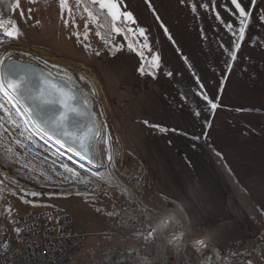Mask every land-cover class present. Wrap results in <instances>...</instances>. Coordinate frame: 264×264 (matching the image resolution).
I'll list each match as a JSON object with an SVG mask.
<instances>
[{
	"label": "crops",
	"instance_id": "1",
	"mask_svg": "<svg viewBox=\"0 0 264 264\" xmlns=\"http://www.w3.org/2000/svg\"><path fill=\"white\" fill-rule=\"evenodd\" d=\"M229 1L150 0V8L147 0H113L141 51L129 47L121 30L112 28L109 42L114 47L121 42L128 54H138L139 58L133 67L125 64L123 72L114 68L118 63L116 50L112 55L103 51L88 64L108 81L109 77L120 82L119 86L123 84L119 93H112L120 103L115 108L123 107L124 130L146 167L145 185L152 191L156 206L162 207L163 213L184 212L190 232L214 239L223 256L234 253L244 264H264V75L252 77L251 104L243 105L241 93L234 107L226 105V78L220 73L224 59L218 57L213 63L212 58L225 42L218 39L216 31L225 32L229 21L239 16ZM16 3L7 21L0 18L2 28L9 30L18 15L31 23L40 14L31 0H18L19 8ZM252 6V45L260 48L255 74L264 65V24L256 25L257 17L264 15V0H255ZM124 13H131L135 22L125 19ZM64 14L71 27L75 15L67 9ZM161 23L175 43L167 38ZM140 29L145 36L139 34ZM154 56L160 58L158 67L153 65ZM128 60L121 57L120 65ZM210 61L214 68L205 66L211 65ZM144 63L150 64L152 71L141 72ZM134 85L139 86L140 98L133 96ZM200 91L217 101L215 110H210ZM251 249L255 250L252 256Z\"/></svg>",
	"mask_w": 264,
	"mask_h": 264
},
{
	"label": "rangeland",
	"instance_id": "2",
	"mask_svg": "<svg viewBox=\"0 0 264 264\" xmlns=\"http://www.w3.org/2000/svg\"><path fill=\"white\" fill-rule=\"evenodd\" d=\"M33 3L36 5L34 10L38 11L40 14L31 20V23L26 21L28 18L20 17V15L14 20V25L18 26L20 31L18 39H11L6 35H0V59H6L10 56L12 59L31 61L49 69L55 74H65L79 84L85 96H87L86 99H89L91 104L90 107L95 117H97L95 120L97 119L96 121L99 122L100 127L106 132V145L108 146L109 152L101 146L100 153L97 156L99 159L101 158L100 161L103 165V168L100 169H95V167L99 168L100 164L98 166L96 164H94V166H87L85 164L79 165L75 163L74 161L76 160L69 153L62 150L56 143L41 134L32 123L25 125L24 120L27 119V116L17 114L15 109L12 108V103L8 102L7 99L3 97V94L0 93V104L5 106L4 109H0V125L3 124V116L6 114L5 109H7L8 112L6 115L9 116L10 122L14 121L15 125H17L18 122H16V119L19 118L24 128L32 135L47 143L57 155H63L70 161L73 159L74 161H72V163L78 167V169H74L71 172L68 171L69 177H57L50 171L41 173L36 175L40 179L41 184L32 185L21 179L18 175L0 166V201H6L5 213L12 217L34 214L38 211L50 208L64 209L69 212L71 218L74 220L75 230L87 232L90 235L86 243L79 249L80 251L76 256L74 255L66 264H100L102 257L106 258V260L103 261V263L107 261L106 264H112L113 262L114 264H128L124 261L125 254L123 249H131L133 248L132 245L126 243L117 236L114 237L118 239H114L108 235V233L111 232L112 215L117 211L119 202L125 198L126 195L113 185L105 188L107 187L106 182L108 183V181L105 182V178H110L114 174L113 176L117 179L120 177V173L129 167L133 170H137L143 179L145 188L136 192V199L138 198L143 204H150L151 207L145 204L149 208L159 209L160 206H156V200L153 198L152 191L145 185L146 167L140 163L136 151L133 150L128 142L123 124V107L118 108L119 111H116L115 108V105H119L120 103L114 99L112 93H119L118 91L123 88V84L119 86L120 82L116 79H110L109 77L108 81L107 76L95 71L88 63L96 57H99L103 51L112 55L116 50L118 58L116 62L118 63L114 68L117 71L121 70L123 72L125 64L133 67L139 55L128 54L126 49L121 45V42L119 43L118 41L115 43V47L108 41L109 47L105 48L106 42L100 35H97L98 30L96 28L95 19L89 17L87 12H84L81 16H76L80 7V4H77V2L70 5L68 4L71 12L75 15L71 27L69 26V21L68 24L65 25L66 19L64 16V9L59 7V0H36V2ZM218 3H220V1H218ZM223 3L226 4L224 1ZM229 3H231V1H229ZM243 6L246 11L250 12V16L244 39L240 41V49L237 52V58L232 61L225 52V49L232 50L234 42L232 31L228 28L225 32L216 31L218 39H222L225 42H222L220 46L217 47L216 51L218 52L214 53L212 58L213 63L217 61L218 57L224 59L220 63V73L226 78L228 96L226 98L224 97V100L229 108L235 106L236 97L241 93H243V105L246 106L251 104L253 95L249 89L252 84V77L256 75L255 77L262 78V75H264L262 70L264 69V65H261L260 71L254 74L256 67L259 66V57L257 59V53L260 48L258 46L253 48L252 45L253 6L251 0H244ZM232 8L235 11L234 5ZM230 11H232V9ZM231 15L230 12L227 15V19H230ZM262 18H264V15L257 17L256 25L258 28L264 24V19ZM239 19V16H235L232 21H229L233 30H238ZM4 21L7 20L4 19ZM6 23L7 22L4 23V26L7 25ZM217 26L221 27L219 24H217ZM128 29L139 45L135 34L130 30L129 26ZM0 30L2 33L7 31L6 28H2L1 26ZM32 43L43 46L44 48H36L28 45ZM221 45H223V47ZM259 54H261V52ZM123 56H126L129 60L124 63L122 67L120 65V58ZM209 63L211 65L205 63V66L207 68L210 66L214 68L215 64H212L211 61ZM229 65H231L230 68ZM148 66L150 69L147 70H151V65L148 64ZM236 67L238 68V72L235 73ZM124 73H126V71ZM133 91V96L135 98H140V89L138 85L133 86ZM120 101L122 103V100ZM4 135L9 137L12 136L8 131H6ZM104 152H106V154H104ZM109 156L112 157L111 161L108 160ZM109 162L113 165V170L110 172L108 170L110 167ZM33 192L40 193V195L33 196L31 195ZM117 193L123 198H120ZM160 208L159 210L163 211L162 207ZM178 216L184 228L187 223L186 231L188 240L193 237L204 236L190 232V221L184 212L180 211ZM120 230L121 229L117 227L116 231ZM188 246L185 247L180 254H177V256L173 248L169 247L170 253L180 261V264H184L187 258H190V261L193 258L190 252L191 248ZM251 250L252 256L255 250ZM262 252H264V247L262 248ZM177 259H174V261ZM244 260L246 262L248 261L246 258H244ZM249 262H251V260H249Z\"/></svg>",
	"mask_w": 264,
	"mask_h": 264
},
{
	"label": "built area",
	"instance_id": "3",
	"mask_svg": "<svg viewBox=\"0 0 264 264\" xmlns=\"http://www.w3.org/2000/svg\"><path fill=\"white\" fill-rule=\"evenodd\" d=\"M81 90L83 91L82 88ZM97 134L104 139L101 146L109 152L106 145V132L100 128ZM75 160V163L81 165L77 159ZM109 164L110 172L113 170V165L111 162ZM100 168H103L102 162ZM100 168L95 167V169ZM113 175L105 178V182L108 181V183L106 182L107 187H103L108 188L113 185L126 197L119 202L117 213L112 215L111 232L108 235L114 239H118L114 237L117 236L132 245L133 248L124 251L125 262L128 264H180V261L170 253L169 247L173 248L177 256L189 245L193 258L191 261L187 258L185 263L183 261L184 264H244L242 260L237 259L234 253L228 257L223 256L215 241L208 236H197L188 240L187 223L184 228L178 215L149 208L138 198L136 199V192L145 188L143 179L137 170L129 167L122 171L117 179ZM5 209L6 201L1 200L0 264H66L88 239L89 233L75 230L74 220L65 210L52 208L21 217H12L5 213ZM145 209L155 213L146 221L143 220ZM167 214H173L174 218L179 220V224H171L169 230L163 235L157 234L152 239L144 240L138 235L147 231L146 227L140 226L141 223L153 224ZM117 227L121 230L116 231ZM177 231L184 232L181 244L179 246L169 245L166 237L169 232ZM197 239L208 241L209 246L193 247L192 241ZM174 259L177 260L174 261Z\"/></svg>",
	"mask_w": 264,
	"mask_h": 264
},
{
	"label": "snow or ice",
	"instance_id": "4",
	"mask_svg": "<svg viewBox=\"0 0 264 264\" xmlns=\"http://www.w3.org/2000/svg\"><path fill=\"white\" fill-rule=\"evenodd\" d=\"M32 2H36V0H32ZM76 2L77 4H82L83 0H76ZM91 2L98 5L101 11L107 10L108 14L114 21L121 18L119 9L113 0H91ZM147 2L151 8L150 0H147ZM251 2L255 3V0H251ZM68 4L69 0H59V7L61 9H67L70 12L71 9L68 8ZM231 4L234 5L235 12L239 15V28L238 30H233L231 24L227 25V28L232 31L234 42L232 50L225 49V52L229 55L230 60L234 61L237 58V52L240 49V41L244 39L250 12L246 11L245 7L242 6V0H231ZM201 6L207 7V5ZM16 7L19 8L18 0ZM84 11L87 12L89 17L96 19L94 13L87 7L84 8ZM153 11L155 10L153 9ZM192 11H196L195 2L192 4ZM21 14L23 15V12ZM123 15L125 19L132 21L133 23L135 22L131 13H124ZM156 18L157 20L160 19L158 15ZM217 18L219 19V16H217ZM67 24L68 21L65 20V25ZM161 27L164 29L167 38L175 43L173 37L169 34L167 27L164 26L163 23H161ZM113 31L119 32L120 29L113 26ZM139 34L145 36L144 30L140 29ZM4 35L12 39H18L20 35L18 26H11L9 30L4 32ZM97 35H99V33H97ZM221 46L223 47V45ZM129 47L131 48L132 45H129ZM145 47H147V45H145ZM140 55H143V53H140ZM152 59L153 65L158 67L160 60L159 56H154ZM183 59L187 63V57H183ZM230 67L231 65H229V68ZM140 70L143 72L142 68ZM168 75L172 76L173 74L169 72ZM66 87V82L59 83L52 79L50 74L45 75L43 72L37 73V70L30 64H23L12 59L10 56L6 59H0V93L3 94V97L6 98L8 102L12 103V108L15 109L17 114L27 116V119L24 120L25 125L34 122L33 126L39 125V131L49 138L56 135L57 132H60L65 140L70 141L69 151H73L71 145L75 144L80 148H83L85 152L90 153V148L86 143V137L77 135L69 128V125H77L78 122L75 118L82 116L83 113L77 106L76 97L70 94V90L66 91ZM199 87L201 90L204 89L202 83L199 84ZM199 95H201L203 100L206 101L210 110H215L218 107L217 101L210 99L206 91H200ZM21 103L23 104V108L20 106ZM4 108L5 106L0 104V109ZM5 112L7 114L8 110L5 109ZM197 115H199V113H197ZM12 123L15 126V122L12 121ZM208 126L210 127V124ZM194 138L200 139V137ZM204 138L208 139L207 133L204 134ZM57 143L64 146L59 137H57ZM75 154L80 155V152L77 151ZM111 159L112 157L109 156L108 160L111 161ZM89 162L91 163V160ZM66 171L71 172L72 169L66 168ZM31 195L39 196L40 193L33 192ZM154 215L155 213L152 210L145 209L143 220L146 221ZM150 225L151 224L146 225L145 223H141L140 225L141 227L147 228L146 232L138 234L144 240H148V237L153 232ZM201 246L208 247V241H201Z\"/></svg>",
	"mask_w": 264,
	"mask_h": 264
},
{
	"label": "trees",
	"instance_id": "5",
	"mask_svg": "<svg viewBox=\"0 0 264 264\" xmlns=\"http://www.w3.org/2000/svg\"><path fill=\"white\" fill-rule=\"evenodd\" d=\"M74 2H76V0H69V5ZM15 3L16 0H0L1 19H7L10 17ZM85 7L92 11L96 17V28L100 37L106 42L105 48L109 47L108 41L111 35V30L113 26H115L121 30L129 44L136 50L140 51L138 43L131 35L128 26L122 17L119 20L114 21L112 17H110L104 10L101 11L98 5L93 4L91 0H83L76 16H81L85 12ZM0 35H4L1 30ZM142 68L143 70L150 69L147 63H144ZM3 118L5 122L3 121V124L0 125V166L5 170L18 175L21 179L32 185H40L41 181L36 175L50 171L57 177H69L66 168L72 169V171L78 169L72 161L68 160L63 155H57L47 143L35 137L25 129L19 118L16 119L18 124L15 126L10 122L8 115L5 114ZM6 131L12 136L9 137L4 135ZM119 196L120 198H123L121 195ZM79 251L80 250H78L76 254ZM124 251L125 249H123V252ZM104 260H106V258L102 257L100 264H106L107 261L103 263ZM112 264H114V262Z\"/></svg>",
	"mask_w": 264,
	"mask_h": 264
},
{
	"label": "water",
	"instance_id": "6",
	"mask_svg": "<svg viewBox=\"0 0 264 264\" xmlns=\"http://www.w3.org/2000/svg\"><path fill=\"white\" fill-rule=\"evenodd\" d=\"M14 60L19 61L23 64L32 65L37 70V73L43 72L45 75L50 74L51 78L54 79L55 81L59 82V83L66 82L67 87L65 90L66 91L70 90V94L74 95L76 97L77 106L81 109V111L83 113L82 116L75 118L76 121L78 122L77 125L76 126L69 125V128L71 131H73L77 135H82V136L86 137V143L90 148V153L85 152V150L83 148H80L78 145H75V144L71 145L73 151H69L70 141L65 140L64 137L60 134V132H57L56 135L52 136L51 138H49L48 136H46V137H48L50 140H52L54 143H56L64 151H66L67 153L76 157L81 163H83L87 166L88 165L94 166L95 152L93 150V142H94V139L96 137L97 126H96V122H95L94 113H93L87 99L83 95L80 87L78 86V84L75 81L70 80L68 77H65V76H62L59 74H55L52 71H50L49 69H47L41 65H38L34 62L24 61L21 59H14ZM20 106L23 108L22 103ZM31 123L33 124L34 122H31ZM34 127L39 131V125H36ZM57 137H59V139L63 142L64 146H61L60 143H57ZM77 151L80 152V155L75 154ZM90 160H91V163L89 162Z\"/></svg>",
	"mask_w": 264,
	"mask_h": 264
},
{
	"label": "clouds",
	"instance_id": "7",
	"mask_svg": "<svg viewBox=\"0 0 264 264\" xmlns=\"http://www.w3.org/2000/svg\"><path fill=\"white\" fill-rule=\"evenodd\" d=\"M173 217V214H167L156 220L153 224H151L150 226L152 227L153 232L148 237V239H152V237H155L157 234L163 235L165 231L169 230L170 225L173 223L179 224V220H176L175 218L173 219ZM183 236V231L169 232L168 236L166 237V242L169 245L179 246L183 240ZM203 240L204 239L193 240V247L199 248L201 246V241Z\"/></svg>",
	"mask_w": 264,
	"mask_h": 264
},
{
	"label": "bare ground",
	"instance_id": "8",
	"mask_svg": "<svg viewBox=\"0 0 264 264\" xmlns=\"http://www.w3.org/2000/svg\"><path fill=\"white\" fill-rule=\"evenodd\" d=\"M62 76L68 77L70 80H72L69 76H66L65 74H62ZM84 95H85V93H84ZM85 98H87V96H85ZM87 101L89 102V99H87ZM89 104H90V102H89ZM95 122H96V126H97V131L99 132V130L101 128L100 127V124L96 120H95ZM103 143H104V139L102 137H100L99 134H97L96 137H95V139H94V142H93V150H94L95 156H96L95 157L94 164H96L97 166L100 164L99 168L101 167V161H100V159L97 156L100 153L99 151L101 150V145Z\"/></svg>",
	"mask_w": 264,
	"mask_h": 264
}]
</instances>
